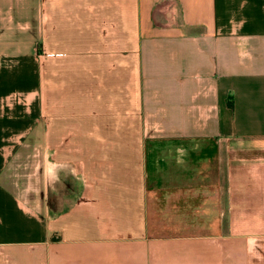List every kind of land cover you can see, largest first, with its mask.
I'll list each match as a JSON object with an SVG mask.
<instances>
[{
    "label": "crops",
    "instance_id": "1",
    "mask_svg": "<svg viewBox=\"0 0 264 264\" xmlns=\"http://www.w3.org/2000/svg\"><path fill=\"white\" fill-rule=\"evenodd\" d=\"M242 237L264 264V0H0V264Z\"/></svg>",
    "mask_w": 264,
    "mask_h": 264
},
{
    "label": "rangeland",
    "instance_id": "2",
    "mask_svg": "<svg viewBox=\"0 0 264 264\" xmlns=\"http://www.w3.org/2000/svg\"><path fill=\"white\" fill-rule=\"evenodd\" d=\"M35 43L36 42H31L30 53L32 57H36V52L38 49ZM34 62L36 64L35 60ZM28 145V149L30 150V152H37V143H30ZM36 161V154H30L28 165H19V171H17L19 175L17 174V172H15L14 175L9 176L12 182L14 181L24 185H29L30 188L33 189L31 190V193L33 194H37V170L35 169ZM224 231L225 233H237L238 235L242 236L246 233L247 229L245 223H226L224 224ZM108 247L109 248H107V251L111 256V264L122 261H124L125 264H130L128 262L138 264H206L212 262L213 257L217 256L218 253L217 249H207L206 251L204 250L206 252V255H203L202 251L199 248H197L198 250L193 252V254H182L181 252H176V250H174L172 253L167 252L166 250L161 248L156 249L154 248V245L151 246L150 244L143 242L123 243L117 245H109ZM244 247V237H242L239 239L237 249L238 264H245ZM73 248H75L76 250H80L88 247L76 246ZM149 248H152V250L149 251ZM128 256L131 257L129 261L126 259V257ZM215 261H218V259H215Z\"/></svg>",
    "mask_w": 264,
    "mask_h": 264
},
{
    "label": "bare ground",
    "instance_id": "3",
    "mask_svg": "<svg viewBox=\"0 0 264 264\" xmlns=\"http://www.w3.org/2000/svg\"><path fill=\"white\" fill-rule=\"evenodd\" d=\"M158 16V15H157ZM164 20V19H163ZM156 21V20H155Z\"/></svg>",
    "mask_w": 264,
    "mask_h": 264
}]
</instances>
